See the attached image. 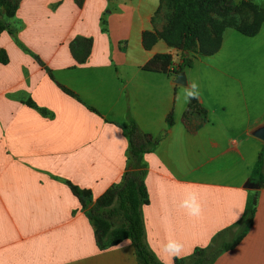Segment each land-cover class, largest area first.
<instances>
[{
  "label": "crops",
  "instance_id": "0c3cea01",
  "mask_svg": "<svg viewBox=\"0 0 264 264\" xmlns=\"http://www.w3.org/2000/svg\"><path fill=\"white\" fill-rule=\"evenodd\" d=\"M173 12L162 0L20 1L10 23L39 59L0 34L8 57L0 62V264H140L130 240L99 248L70 186L95 203L122 180L130 117L159 138L145 156L143 207L156 256L174 264L163 251L169 239L183 245L182 258L232 227L220 236L228 241L257 195L250 229L214 264H264V184L252 178L261 152L264 161V22L254 34L227 26L216 52L188 53L179 83L174 72L143 69L172 52L162 40L146 48L143 35L167 29ZM253 23L254 14L243 26ZM79 38L93 41L84 62L72 51ZM193 82L199 96L186 119ZM188 190L198 195V217L179 207Z\"/></svg>",
  "mask_w": 264,
  "mask_h": 264
},
{
  "label": "trees",
  "instance_id": "16d2710c",
  "mask_svg": "<svg viewBox=\"0 0 264 264\" xmlns=\"http://www.w3.org/2000/svg\"><path fill=\"white\" fill-rule=\"evenodd\" d=\"M21 0H0V34L8 31L16 43L25 51L31 52L17 37L10 19L18 11ZM175 9L171 22L164 31L145 32L144 46L152 48L160 40L170 48L184 53L181 62L176 63L170 53L156 55L144 66V70L158 72H174L177 75L191 64L188 53L200 48L202 52L213 53L218 50L222 41V33L227 26H236L246 34H254L264 22V6L246 1L254 14V23L250 27L236 23H224L213 19V14L227 16L236 12L239 5L235 0H174ZM107 20L103 19V31H107ZM214 34V36H213ZM92 39H76L72 43V51L79 62H84L90 54ZM32 53V52H31ZM35 55L34 53H32ZM36 56V55H35ZM37 57V56H36ZM38 58V57H37ZM39 59V58H38ZM8 61L7 54L0 50V62ZM40 61V60H39ZM41 62V61H40ZM42 63V62H41ZM64 90L72 95L67 88ZM197 106L196 98H191L186 119L194 115ZM172 114L168 116V124L172 125ZM128 140L127 165L122 180L109 189L97 202L93 203L91 192L70 183L73 193L80 199L83 207L88 208L89 216L96 225V242L100 249L119 245L124 240H130L135 247L140 264H165L150 248L146 239V227L143 207L149 202V193L145 178L147 173L146 154L154 151L159 138L143 132L138 124L130 117L125 126ZM263 152L256 162L252 178L264 184ZM257 195L249 196L244 214L237 223V233L228 241L220 242V236L232 227L216 235L211 243L197 248L187 257L175 259L174 264H214L218 257L227 250L235 247L250 229L256 213Z\"/></svg>",
  "mask_w": 264,
  "mask_h": 264
},
{
  "label": "clouds",
  "instance_id": "9594fccd",
  "mask_svg": "<svg viewBox=\"0 0 264 264\" xmlns=\"http://www.w3.org/2000/svg\"><path fill=\"white\" fill-rule=\"evenodd\" d=\"M188 98H197L199 96L198 84L193 82L186 92ZM179 207L191 217H198L201 214V205L198 200V195L193 190L186 191L185 197L180 201ZM163 251L172 257L179 258L183 251V245L176 240L169 239L163 246Z\"/></svg>",
  "mask_w": 264,
  "mask_h": 264
},
{
  "label": "rangeland",
  "instance_id": "374dc122",
  "mask_svg": "<svg viewBox=\"0 0 264 264\" xmlns=\"http://www.w3.org/2000/svg\"><path fill=\"white\" fill-rule=\"evenodd\" d=\"M111 1H114V0H111ZM162 1H163L164 7L168 8L169 11H170V9L172 10V8H173V10L175 9V1L174 0H162ZM193 1L195 3L198 2V0H193ZM235 1H236V4L239 5V8L236 12H232V13L228 14L227 16H223L220 14H213L212 18L223 21L224 23H227V24L236 23L239 26L245 25L251 19L252 14H253L250 5L247 3H244V2L250 1V0H235ZM256 1L258 3H260L261 0H256ZM134 43L135 42L133 41V44ZM160 43H161L160 45H163L162 47L167 48V46L165 45L164 42H160ZM170 54L173 56V59L175 60L176 63L181 62L182 59L185 57V55L182 51L177 50L175 48L172 49V52Z\"/></svg>",
  "mask_w": 264,
  "mask_h": 264
},
{
  "label": "water",
  "instance_id": "95a60500",
  "mask_svg": "<svg viewBox=\"0 0 264 264\" xmlns=\"http://www.w3.org/2000/svg\"><path fill=\"white\" fill-rule=\"evenodd\" d=\"M185 79H186L185 73L182 72V73L179 74L177 81L179 83H182L183 82L182 80H185ZM258 135L264 138V130L259 132ZM252 186H254V184H252Z\"/></svg>",
  "mask_w": 264,
  "mask_h": 264
}]
</instances>
